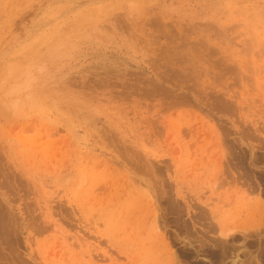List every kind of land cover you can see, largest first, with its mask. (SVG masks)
Here are the masks:
<instances>
[{
    "label": "rangeland",
    "instance_id": "374dc122",
    "mask_svg": "<svg viewBox=\"0 0 264 264\" xmlns=\"http://www.w3.org/2000/svg\"><path fill=\"white\" fill-rule=\"evenodd\" d=\"M33 59L39 106L0 104V264H210L209 202L258 241L264 0H0V77Z\"/></svg>",
    "mask_w": 264,
    "mask_h": 264
},
{
    "label": "bare ground",
    "instance_id": "6f19581e",
    "mask_svg": "<svg viewBox=\"0 0 264 264\" xmlns=\"http://www.w3.org/2000/svg\"><path fill=\"white\" fill-rule=\"evenodd\" d=\"M2 1V0H1ZM4 5V4H3ZM3 27V26H2ZM196 44V43H195ZM185 46V45H184ZM191 47V46H190ZM193 50V49H192ZM215 50V49H214ZM209 51V50H208ZM211 52H212V49L210 50ZM256 53V52H255ZM211 54V53H210ZM206 55V54H205ZM185 56V55H184ZM12 62V61H11ZM10 62V63H11ZM22 63H23V61H22ZM8 64V63H7ZM234 65V64H233ZM101 67V66H100ZM230 68H231V66H230ZM154 69V68H153ZM231 70V69H230ZM235 70V69H234ZM190 72V71H189ZM192 72V71H191ZM181 74V73H180ZM238 75V74H237ZM147 77V76H146ZM159 77V76H158ZM173 77V76H172ZM171 77V78H172ZM184 77V76H183ZM191 77V76H190ZM194 76L192 75V78H193ZM76 79V78H75ZM144 79H145V77H144ZM161 79V78H160ZM163 79H161V81H162ZM179 80V79H178ZM138 81V80H137ZM150 81V80H149ZM155 81V80H154ZM161 81H159L160 83H161ZM167 81V80H166ZM219 81H221V80H219ZM79 82V81H78ZM94 82V81H93ZM157 82H158V80H157ZM156 82V83H157ZM165 82V81H164ZM96 83V82H95ZM147 83V82H146ZM152 83H155V82H153L152 81ZM233 83V82H232ZM100 84V83H99ZM148 84V83H147ZM200 84V83H199ZM77 85H79V84H77ZM102 85V84H101ZM160 85V84H159ZM148 86V85H147ZM224 86V85H223ZM157 87V86H156ZM169 87V86H168ZM230 87V86H229ZM165 88H167V87H165ZM164 88V89H165ZM158 89H160V88H158ZM157 89V90H158ZM195 89V88H194ZM153 90V89H152ZM163 90V89H162ZM167 91V90H166ZM171 91V90H170ZM45 92V91H44ZM163 92H164V90H163ZM162 92V93H163ZM168 93H169V91H167ZM159 93V92H158ZM161 93V92H160ZM172 93V92H171ZM190 93V92H189ZM163 94H165V95H167L166 93H163ZM187 94V93H186ZM195 94V93H194ZM211 94V93H210ZM226 94V93H225ZM161 95V94H160ZM169 95V94H168ZM171 95H173V94H171ZM171 95L169 96V97H171ZM177 95V94H176ZM195 95H197V94H195ZM201 95V94H200ZM212 95V94H211ZM219 95V94H218ZM178 96V95H177ZM186 96V95H185ZM192 96H194V95H192ZM202 96V95H201ZM201 96H199L198 98H200ZM164 97H167L168 98V96H164ZM179 97V96H178ZM216 97H217V95H216ZM216 97H215V99H216ZM222 97V96H221ZM235 97V96H234ZM163 98V97H162ZM174 98V96L172 97V99ZM179 98H181V96L179 97ZM183 98L184 99H186L184 96H183ZM183 98H181L182 100H184ZM193 98V97H192ZM192 98H190V99H188L189 101L192 99ZM195 98V97H194ZM203 98V97H202ZM231 98V97H230ZM169 99H171V98H169ZM221 99V98H220ZM222 99H224V98H222ZM221 99V100H222ZM187 100V99H186ZM198 100H200V99H198ZM202 100V99H201ZM169 101V100H168ZM167 101V102H168ZM174 101H175V99H173V104H174ZM178 101H180V100H178ZM197 99L195 100L194 99V102L196 103V104H198L197 102ZM203 101V100H202ZM226 101H229V100H226ZM177 102V101H176ZM187 101H185V103H186ZM205 102V101H204ZM171 103V100L168 102V104H170ZM171 103V104H172ZM178 103H180V102H178ZM195 103H193V104H195ZM218 103V102H217ZM221 103V104H220ZM224 103V101H220L219 100V105H222ZM229 103H231V102H229ZM204 104V103H203ZM210 104V103H209ZM226 104V103H225ZM176 105V104H175ZM199 105V104H198ZM201 105V104H200ZM229 105H231V104H229ZM177 106V105H176ZM216 106H217V104H216ZM215 106V107H216ZM168 107V106H167ZM223 107V106H222ZM225 107V106H224ZM223 107V108H224ZM228 107V106H227ZM226 107V108H227ZM1 108V107H0ZM171 108H173V105H172V107ZM176 108H178V107H176ZM210 108V107H209ZM230 108V107H229ZM228 108V109H229ZM231 108H232V106H231ZM174 109V108H173ZM185 109V108H184ZM197 109V108H196ZM233 109V108H232ZM207 110H209V109H207ZM211 110H213V109H211ZM234 110V109H233ZM162 111H164V110H162ZM165 111H166V109H165ZM164 111V112H165ZM168 111V110H167ZM199 111H202L201 109L199 110ZM164 112H162V113H164ZM233 112V111H232ZM232 112H231V114H232ZM204 113V112H203ZM212 113V112H211ZM236 113H237V111H236ZM235 113V114H236ZM174 115V114H173ZM206 115V114H205ZM212 116H214V115H212ZM215 117H216V115H215ZM225 120V119H224ZM164 122V121H163ZM242 123V122H241ZM244 127V126H243ZM220 128V127H219ZM106 129V128H105ZM175 129H177V128H175ZM243 130H244V128H243ZM245 131V130H244ZM105 132V131H104ZM109 132V131H108ZM162 133H164V132H162ZM223 133V132H222ZM111 135V134H110ZM228 136V135H227ZM108 137H110V136H108ZM221 139V138H220ZM226 139V138H225ZM227 142L228 141H226V144H227ZM229 143V142H228ZM233 143V142H232ZM224 144V143H223ZM240 144V143H239ZM228 145V144H227ZM230 145V144H229ZM232 145V144H231ZM230 145V146H231ZM229 146V147H230ZM241 146V145H240ZM124 147V146H123ZM262 147V146H261ZM228 148V147H227ZM226 148V149H227ZM245 148V147H244ZM254 147H252V149H253ZM0 149H1V153H2V145H1V147H0ZM4 149H6L5 147H4ZM225 148H224V150H226ZM124 150V149H123ZM123 150H122V154H123ZM223 150V151H224ZM232 151V150H231ZM237 150H234V151H232L235 155H236V157H235V155L233 156L232 154H231V152L229 153L230 155H232L231 157L232 158H230L232 161L236 158V161H233L232 162V166H233V170H234V172L236 171V173H238V175H236L235 177H232V176H234V175H230V172H231V174H232V171H230L229 169H226V167H223V165L221 166V168L223 167V168H225L229 173H228V175H230V177L232 178V181H234L235 182V184H236V182H237V184H238V182H239V179H246L247 178V180L250 182V183H252L253 181H256V180H252L253 179V173L254 172H251L250 170H248V168H246L245 166L246 165H248L247 163H246V165H244V163H245V161H246V154L245 153H243V152H236ZM255 151V150H254ZM117 152H119V151H117ZM121 152V151H120ZM252 152H253V150H252ZM225 153H227V151H225ZM225 153H223L224 154V156H223V158L225 157ZM242 153V154H241ZM121 154V155H122ZM229 154H227V155H229ZM125 155V154H124ZM126 156V155H125ZM139 156V155H138ZM123 157V156H122ZM141 157V156H140ZM254 157H256L255 156V154H254ZM131 158V157H130ZM220 158V157H219ZM223 158H222V160H223ZM253 158V157H252ZM127 159H129V158H127ZM145 159V158H144ZM221 159V158H220ZM251 158H249V160H250ZM255 159H257V158H254L252 161L254 162V160ZM4 160V159H3ZM131 160V159H130ZM138 160V159H137ZM225 160V159H224ZM223 160V164H226V163H224L225 161ZM1 159H0V163H1ZM251 161V160H250ZM251 161V162H252ZM131 163V162H130ZM134 163H135V161H134ZM143 163V162H142ZM147 163V162H146ZM221 163V164H222ZM6 164V163H5ZM133 164V163H132ZM156 164V163H155ZM228 164H230V163H228ZM228 164H226V166L228 165ZM255 164H256V162H255ZM145 165V164H144ZM121 166V165H120ZM133 166V165H132ZM131 166V167H132ZM135 166H137V165H135ZM139 166V165H138ZM225 166V165H224ZM228 167V166H227ZM135 168V167H134ZM146 168H147V166H146ZM159 168V167H158ZM220 168V167H219ZM229 168H231V167H229ZM241 170H240V169ZM1 169V168H0ZM162 169V168H161ZM232 169V168H231ZM136 170V169H135ZM139 170V169H138ZM151 170V169H150ZM221 170V169H220ZM226 170H224L225 172H226ZM221 171H223V170H221ZM224 171H223V173H224ZM139 172H140V170H139ZM149 172V171H148ZM158 172V171H157ZM251 172V173H250ZM11 173V172H10ZM227 173V172H226ZM226 173H225V175H226ZM3 174H5V173H3ZM12 175V174H11ZM217 175V174H216ZM13 176V175H12ZM16 176V175H15ZM10 177V176H9ZM160 177V176H159ZM221 177V176H220ZM257 177V176H256ZM132 178V177H131ZM225 178H226V176H225ZM229 178V177H228ZM4 179V178H3ZM5 180H7L6 178H5ZM12 180V179H11ZM221 180L223 181V178L221 177ZM246 180V181H247ZM13 181V180H12ZM217 180H215V182H216ZM222 181H220L219 180V183L221 182V183H223ZM247 181V182H248ZM135 182H136V180H135ZM160 182V181H159ZM226 182V181H225ZM228 182V181H227ZM234 182H232V183H234ZM9 183V182H8ZM132 183V182H131ZM138 183V182H137ZM136 183V184H137ZM218 183V184H219ZM220 183V184H221ZM231 183V182H230ZM229 183V184H230ZM240 183H242V182H240ZM244 183V182H243ZM215 184H217V183H215ZM225 184V183H224ZM244 184H246V183H244ZM138 185V184H137ZM163 185V184H162ZM243 185V184H242ZM216 186V185H215ZM241 186V185H240ZM245 186V185H244ZM259 186V185H258ZM10 187H12V185L10 186ZM218 187V185L216 186V188ZM253 188V187H252ZM6 189H8V188H6ZM20 189H22V188H20ZM149 189V188H148ZM10 190H11V188H10ZM12 191V190H11ZM215 191V190H214ZM158 193V192H157ZM161 193V192H160ZM9 194V193H8ZM151 195V194H150ZM161 195V194H160ZM159 197V196H158ZM236 197V196H235ZM251 197V196H250ZM247 198H249V197H247ZM208 199V198H207ZM236 200H233L234 202L235 201H239L238 200V198H235ZM173 200V199H172ZM261 200V203L263 202L264 203V200H262V199H260ZM211 201V200H210ZM233 201L231 202V203H233ZM175 202V201H174ZM216 202V201H215ZM195 203V202H194ZM197 203V202H196ZM205 203H207V201H205ZM210 203V202H209ZM209 203H207L206 204V206L208 207V208H200L201 210L198 212V213H196L195 215H194V219H193V221L195 222V223H200V225L201 224H203V226L205 225V223L204 222H200V221H202V220H206L207 222L206 223H208L207 224V230H208V228H209V230H210V232H213L214 234H216V236H210V237H213L212 238V245H213V247H215V248H213V250L211 249L210 251H206V253H209V259H208V261H209V263L210 264H264V229L263 228H261V229H259L260 227H263L262 225H264V219H263V223H262V225L260 226L259 224H258V226H260V227H255V229H254V231L256 232V236H258V239L256 238V240H258V241H253L251 238H252V236H253V234L251 233L252 231L249 229V227L248 226H234V225H228V224H226L225 222H224V220L223 219H221V217H217V211L215 210V206L214 207H211L210 206V204ZM261 203H259L260 205H262ZM192 205V204H191ZM215 205V204H214ZM229 205V204H228ZM263 206V205H262ZM163 207V206H162ZM234 207H236V206H234ZM259 207V206H258ZM261 207V206H260ZM174 208V207H173ZM179 208V207H178ZM247 209V208H246ZM244 210V209H243ZM250 210H252V208L250 209ZM254 210V209H253ZM26 211H27V209H26ZM241 211V208H239V207H236L235 208V210H234V215L236 216V215H239L238 214V212H240ZM29 212V211H28ZM264 212V211H263ZM262 212V213H263ZM250 213V212H249ZM9 214V213H8ZM242 214V213H241ZM10 215V214H9ZM8 215V216H9ZM27 215H29V214H27ZM178 215V214H177ZM263 215V214H262ZM0 216H1V219L3 218L2 217V215L0 214ZM264 216V215H263ZM29 217V216H28ZM32 218V217H31ZM6 219V218H5ZM8 219V218H7ZM6 219V220H7ZM35 219V218H34ZM208 219V220H207ZM39 220V219H38ZM182 220V219H181ZM188 221V220H187ZM1 222V221H0ZM8 222V221H7ZM10 222V221H9ZM30 222H32V221H30ZM184 222V221H183ZM11 224H12V222H10ZM158 223V222H157ZM185 223V222H184ZM7 224H5L4 226H5V228H3V232H4V230L6 229V227H8V226H6ZM25 225V224H24ZM4 226H1V227H4ZM11 226H13V224L11 225ZM11 226H9V228H11ZM205 227V226H204ZM14 228V227H13ZM39 228V227H38ZM48 228V227H47ZM196 228V227H195ZM16 229V228H15ZM35 229V228H34ZM43 229V228H42ZM162 229V228H161ZM205 230H206V228H204ZM257 229H259V231H256ZM157 230H159L158 228H157ZM203 231V232H206V231ZM2 231V230H1ZM201 232V231H200ZM208 232V231H207ZM4 233H6V235H7V233L9 234V231H5ZM14 233V232H13ZM11 234H12V232H11ZM193 234H195V233H193ZM207 234V233H206ZM206 234L204 233V235L206 236ZM5 235V234H4ZM3 235V236H4ZM5 235V236H6ZM10 235V234H9ZM8 235V236H9ZM15 235V234H14ZM203 235V236H204ZM207 235H209V234H207ZM17 236V235H16ZM186 236V235H185ZM193 236H195V235H193ZM202 236V237H203ZM204 236V237H205ZM174 237V236H173ZM203 237V238H204ZM209 237V236H208ZM251 237V238H250ZM255 237V236H254ZM7 238V237H6ZM197 239L198 238H200L199 236L198 237H196ZM202 238V239H203ZM13 239V238H12ZM12 239H10L8 242H7V240L8 239H4V243L6 244V243H8L9 245L10 244H13V242L11 241ZM205 239V238H204ZM250 239V240H249ZM196 240V239H195ZM6 241V242H5ZM105 241V240H104ZM210 242V241H209ZM208 242V243H209ZM20 243V242H19ZM202 244L201 245H203V244H206V241H204V242H201ZM2 246H4V245H2ZM249 246H254L255 247V249H254V247H253V249L254 250H252V249H250L249 248ZM8 248V247H7ZM7 248H6V246H5V249L7 250ZM13 250V249H12ZM197 251H199L198 250V248H197ZM6 252V251H5ZM9 252H11L10 251V249H9ZM18 252V251H17ZM205 252V251H204ZM4 253V252H3ZM2 253V254H3ZM7 253V252H6ZM198 253V252H197ZM25 254V253H24ZM243 255V256H242ZM13 256V255H12ZM206 256V255H205ZM22 257V256H21ZM207 257V256H206ZM15 259V258H14ZM185 259V258H184ZM204 259V258H203ZM207 259V258H206ZM199 262V261H198ZM29 263V262H28ZM7 264H9V262L7 263ZM12 264V263H11ZM25 264V263H24ZM27 264V263H26ZM202 264H205V263H203L202 262Z\"/></svg>",
    "mask_w": 264,
    "mask_h": 264
},
{
    "label": "clouds",
    "instance_id": "9594fccd",
    "mask_svg": "<svg viewBox=\"0 0 264 264\" xmlns=\"http://www.w3.org/2000/svg\"><path fill=\"white\" fill-rule=\"evenodd\" d=\"M42 59L10 64L0 77V104L13 114H24L40 104L38 88L48 76Z\"/></svg>",
    "mask_w": 264,
    "mask_h": 264
}]
</instances>
